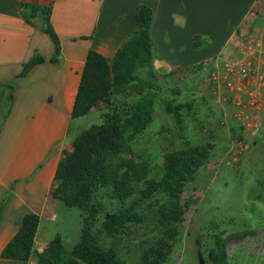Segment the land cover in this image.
<instances>
[{
  "label": "rangeland",
  "instance_id": "rangeland-1",
  "mask_svg": "<svg viewBox=\"0 0 264 264\" xmlns=\"http://www.w3.org/2000/svg\"><path fill=\"white\" fill-rule=\"evenodd\" d=\"M236 42L234 48L224 49L222 61L209 60L197 68L171 71L155 62L138 67V82L147 80L153 87L118 97L116 103L125 118L127 107L142 95H152L155 101L152 122L133 139L131 150L111 158L115 168L122 160L133 161L146 167V178L160 179L168 156L181 152L205 156L179 195L184 207L182 232L163 264H211L209 250L218 237L227 242L230 264H264V31L250 28ZM225 60L249 68L248 76L233 87L212 78L214 71H222ZM250 92L258 99L253 105ZM108 113L112 110L99 102L88 115L74 119L65 147L75 134L103 123ZM108 192L101 191L106 211L111 209ZM59 202L51 221L40 225L38 241L42 236L48 239L40 252L59 237L68 254L80 238L81 210ZM138 207L143 222L117 236L101 233V243L114 246L126 264H143L145 251L158 245L170 226L161 215L171 208L166 193L158 192Z\"/></svg>",
  "mask_w": 264,
  "mask_h": 264
},
{
  "label": "crops",
  "instance_id": "crops-1",
  "mask_svg": "<svg viewBox=\"0 0 264 264\" xmlns=\"http://www.w3.org/2000/svg\"><path fill=\"white\" fill-rule=\"evenodd\" d=\"M142 4L154 11V62L171 71L222 61L250 28L264 31V0H0V264H34L1 253L26 213L38 214L41 225L61 207L54 176L64 149H72L73 137L65 145L87 55L114 57L137 30ZM46 21L60 40L58 56ZM196 38L204 45L194 46ZM36 55L44 62L21 76ZM40 225L39 252L48 240L38 241Z\"/></svg>",
  "mask_w": 264,
  "mask_h": 264
},
{
  "label": "trees",
  "instance_id": "trees-1",
  "mask_svg": "<svg viewBox=\"0 0 264 264\" xmlns=\"http://www.w3.org/2000/svg\"><path fill=\"white\" fill-rule=\"evenodd\" d=\"M153 20V9L140 5L136 10L137 30L122 43L114 57H105L93 49L87 55L71 117L77 119L88 115L99 102L107 104L112 113L107 114L103 123L75 134L72 149H64L59 160L52 188L54 198L81 210L83 225L79 240L68 254L59 237L49 249L37 252L35 237L41 218L29 212L4 247L2 258L22 261L35 258L36 264H126L114 246L101 243V233L117 236L130 225L143 222L138 206L158 192L166 193L171 201V208L161 211L162 218L170 226L164 230L158 245L145 251L143 264H163L173 251L182 232L179 223L184 215L179 195L186 183L194 178L205 156L200 159L189 152L168 156L167 170L160 179L146 178V167L133 161L122 160L115 168L111 159L130 151L133 139L143 133L153 119L155 101L152 95H142L135 104L127 107L128 116L125 118L116 104L118 97L153 87L150 81L138 82L135 73L138 67L154 62ZM44 29L53 40L58 56L61 45L57 33L48 21ZM201 45L204 44L199 39H194V46ZM57 60V57L53 59ZM41 62H44L43 57L34 56L24 65L20 75H26ZM105 189H109L106 195L110 200V211H106L107 206L101 197V191ZM114 202L120 206L116 208ZM227 253L226 240L218 237L215 247L209 250L211 264H230Z\"/></svg>",
  "mask_w": 264,
  "mask_h": 264
},
{
  "label": "built area",
  "instance_id": "built-area-1",
  "mask_svg": "<svg viewBox=\"0 0 264 264\" xmlns=\"http://www.w3.org/2000/svg\"><path fill=\"white\" fill-rule=\"evenodd\" d=\"M249 74V68L243 64H237L230 60H225L223 63L222 71L212 73V78L216 81H222L227 87L235 86L238 81ZM258 99L253 92L249 93V102L251 105L256 103Z\"/></svg>",
  "mask_w": 264,
  "mask_h": 264
},
{
  "label": "water",
  "instance_id": "water-1",
  "mask_svg": "<svg viewBox=\"0 0 264 264\" xmlns=\"http://www.w3.org/2000/svg\"><path fill=\"white\" fill-rule=\"evenodd\" d=\"M37 24L40 26L41 24H40V22H39V19L37 18Z\"/></svg>",
  "mask_w": 264,
  "mask_h": 264
}]
</instances>
